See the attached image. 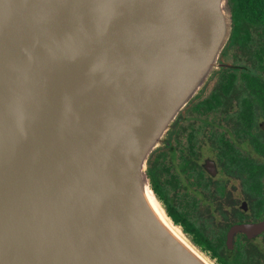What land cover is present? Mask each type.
I'll return each mask as SVG.
<instances>
[{
    "label": "water",
    "instance_id": "95a60500",
    "mask_svg": "<svg viewBox=\"0 0 264 264\" xmlns=\"http://www.w3.org/2000/svg\"><path fill=\"white\" fill-rule=\"evenodd\" d=\"M232 33L230 0H0V264H216L148 165Z\"/></svg>",
    "mask_w": 264,
    "mask_h": 264
},
{
    "label": "flooded vegetation",
    "instance_id": "af4514ba",
    "mask_svg": "<svg viewBox=\"0 0 264 264\" xmlns=\"http://www.w3.org/2000/svg\"><path fill=\"white\" fill-rule=\"evenodd\" d=\"M223 61L229 65L226 68H243V65L235 64L230 60L224 59ZM218 75L210 81L204 93L196 101L205 96H211L216 91L215 88L219 86ZM244 79V76H240L241 89L236 93L239 97L238 102L240 105L249 102L254 105L256 124L251 130V136L244 139L237 136L230 124L219 126L212 121L205 123V128L208 131L206 139L202 142L197 138L191 141L196 147L200 144L199 150L194 149L199 151L200 155L198 159L196 156L192 157L193 163L190 164L191 181L198 182L199 188H191L182 171L183 153L191 151V149L185 148L188 142L185 138L186 134L180 132L177 145L173 143L177 128L183 121V114L182 120L172 135L170 146L158 151H167V158L173 165L179 188L186 189L183 187L186 186L191 195L190 197L180 195L181 205H179L182 207L185 200H188L193 206H191L193 208L192 225L195 232L204 233L208 245L203 249L202 246L194 243L216 264H264V229L254 236L237 231L234 233L231 243H228V233L233 226L264 222V149H262V147L264 148V101L262 99L264 91H250ZM233 95L234 92L224 94L223 100L227 102ZM225 115L227 119L234 117L233 115L229 116L228 113ZM238 125L244 129L242 123H238ZM201 126L203 125L194 124L195 128ZM213 127L221 130L225 136L224 140L214 141L212 139L216 135ZM199 134V132H195V135ZM214 142L216 145L222 143L220 144L223 145L222 151L214 147ZM218 153H220V157ZM206 160L214 162L215 175L210 174L204 168ZM244 162H248L249 165L246 167ZM149 166L150 163L148 169ZM262 168L263 170H261ZM194 234H189L193 241L195 237L198 238Z\"/></svg>",
    "mask_w": 264,
    "mask_h": 264
},
{
    "label": "trees",
    "instance_id": "16d2710c",
    "mask_svg": "<svg viewBox=\"0 0 264 264\" xmlns=\"http://www.w3.org/2000/svg\"><path fill=\"white\" fill-rule=\"evenodd\" d=\"M230 3L232 7L233 33L228 47L222 54V59H228L229 56L236 59L234 52L237 50L244 51L246 47L249 49L247 53L250 59L247 60L248 63L241 69L239 67H232L219 72L217 76L219 86L215 88L216 91L211 96H205L193 102L183 112L184 118L173 137V143L177 145L180 132L186 134L185 138L188 142L185 148L187 150L191 149V151L184 152L181 161L183 163L182 171L185 174L186 182L191 188H199L198 182L194 183L191 181L190 164L193 163L192 157L196 156V159H198L200 155L199 151L194 150L196 148L199 150L198 146L200 144L196 147L191 141L197 138L202 142L206 139V133L208 131L205 128V123L210 121L219 126L222 124H230L239 138H249L251 136V130L256 124L254 118L255 110L254 105L250 102L244 105H240L238 102L239 97L236 93L241 89L239 83L240 76L245 77L244 80L250 91H264V40L256 42L253 39L252 31L259 30L264 34V0H230ZM229 92H234V95L225 102L223 95ZM262 99L264 101V97ZM231 109L234 111H230ZM226 113L234 117L227 119ZM238 123H242L244 129H241ZM194 124H202L203 126L195 128ZM212 129L216 133L214 137L211 136L214 141L225 139V136H223L219 128L213 127ZM195 132H199L200 134L197 136ZM220 144L222 143H219V145H216V142L213 143L214 147L222 151L223 145ZM262 149L264 148L262 147ZM218 156L220 157V153H218ZM150 161L148 175L154 191L165 204L168 215L176 224H180L186 233H195L194 235H197L198 238L195 237L194 242L205 249L208 242L205 241L204 233L202 234L200 231L195 232L191 222L193 206L188 200H185L182 207H180V195L189 197L191 195L186 186H183L186 189L179 188L180 185L175 178L173 165L167 158V151L156 152ZM244 165L247 167L249 163L244 162ZM202 231L204 232L203 227Z\"/></svg>",
    "mask_w": 264,
    "mask_h": 264
},
{
    "label": "rangeland",
    "instance_id": "374dc122",
    "mask_svg": "<svg viewBox=\"0 0 264 264\" xmlns=\"http://www.w3.org/2000/svg\"><path fill=\"white\" fill-rule=\"evenodd\" d=\"M252 31H253V39L256 42L259 41V40L260 41H263L264 40V34L262 33V31H259V30L258 31L252 30ZM255 44H257V43H255ZM248 50H249L248 47L244 48V51L243 50H237V51L234 52V56H235V58L237 60L234 59L232 56H229V58L227 60H230L233 63L240 64V65H243L244 66V65H246L248 63L247 60L250 59V56L247 53ZM204 156H206V154H204Z\"/></svg>",
    "mask_w": 264,
    "mask_h": 264
}]
</instances>
